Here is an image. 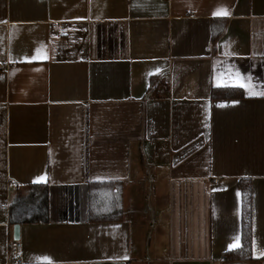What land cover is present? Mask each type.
Masks as SVG:
<instances>
[{"label": "crops", "instance_id": "crops-1", "mask_svg": "<svg viewBox=\"0 0 264 264\" xmlns=\"http://www.w3.org/2000/svg\"><path fill=\"white\" fill-rule=\"evenodd\" d=\"M16 223L22 264H264V0H0V264Z\"/></svg>", "mask_w": 264, "mask_h": 264}, {"label": "trees", "instance_id": "trees-1", "mask_svg": "<svg viewBox=\"0 0 264 264\" xmlns=\"http://www.w3.org/2000/svg\"><path fill=\"white\" fill-rule=\"evenodd\" d=\"M224 23V19L213 20L212 42H215L222 34ZM210 95L212 99H226L241 97L243 93L239 88L212 87ZM239 184L242 192L241 243L239 247L228 250L223 254L224 259L230 262H240L251 259L252 238L249 184L247 181H241ZM38 187H41L40 199L36 214L31 218V222H45L48 219L46 185H32L31 193L35 196L37 193L35 190ZM88 202V216L91 221H117L122 218L120 183H91L88 192Z\"/></svg>", "mask_w": 264, "mask_h": 264}, {"label": "built area", "instance_id": "built-area-1", "mask_svg": "<svg viewBox=\"0 0 264 264\" xmlns=\"http://www.w3.org/2000/svg\"><path fill=\"white\" fill-rule=\"evenodd\" d=\"M15 184V183H13ZM22 245L19 240L10 239L7 244V262L6 264H22Z\"/></svg>", "mask_w": 264, "mask_h": 264}, {"label": "water", "instance_id": "water-1", "mask_svg": "<svg viewBox=\"0 0 264 264\" xmlns=\"http://www.w3.org/2000/svg\"><path fill=\"white\" fill-rule=\"evenodd\" d=\"M13 239L18 240L19 239V224L16 223L13 226Z\"/></svg>", "mask_w": 264, "mask_h": 264}]
</instances>
